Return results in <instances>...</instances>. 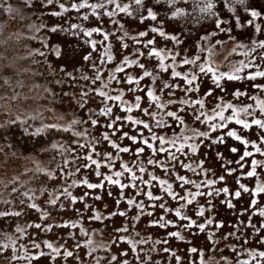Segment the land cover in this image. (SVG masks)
<instances>
[{
  "label": "snow or ice",
  "instance_id": "1",
  "mask_svg": "<svg viewBox=\"0 0 264 264\" xmlns=\"http://www.w3.org/2000/svg\"><path fill=\"white\" fill-rule=\"evenodd\" d=\"M19 2L20 7H13L7 3V0H0V10L8 13L13 19L20 20L30 19L25 15V11L39 12L37 19L40 23H30L28 25L30 29L35 32L43 29L51 33H65L72 37L81 35L87 37L84 43L90 46L91 51L82 57L84 61L92 60L93 52L99 53L97 57L99 65L95 61L91 65L94 75L79 77L83 81L90 80L91 85L99 82V87L89 86L85 90V85L81 84L78 98L77 94L71 97L79 109L86 110L85 117L74 116L67 126L48 124L31 133L24 128L25 134L28 135H39L45 129L52 128L64 132L71 131L73 136L78 138L73 143L76 147L85 150L82 156L77 154L76 159H82L85 163L77 166L75 171L65 172L64 168L70 163H75V160L65 159L63 168L57 165L59 177L64 179L74 177L83 168L97 178L96 182H91L87 177L73 179L71 184L47 192L48 199L44 203L66 210L64 204L60 202L63 197L71 205L83 204V209H74L78 216L83 217L84 211L87 210L91 212L88 217L90 221L101 223L111 221L113 217H123L131 222L133 230L142 217H148L150 219L147 220L146 227L165 230V235L161 239L152 241L153 245H165V247L162 250L153 247L150 251H162L168 254L170 259H174L176 264H181L182 257L167 246L169 240L175 239L191 245L192 240L188 237H199L201 234H205L206 240L213 249H216L220 242H224L225 248L236 257L235 264H250V261L261 264L264 261V203H261L259 198H264V159L256 157L257 155L264 157V82L257 81H264V39L253 36L245 43L238 40L233 32L235 29H240L243 34L244 30L252 25L255 34L264 36V27H262L264 10H258L249 3V0H95V2L19 0ZM82 10L87 11L81 14ZM241 10L245 15L240 14ZM72 12H75V17L71 15ZM46 16L58 17L60 22L49 27L45 20ZM258 18L261 23H256ZM74 19L89 24L94 23L95 26L73 22ZM209 22L212 25L210 32L207 31ZM201 30H205V34L198 35L197 43L194 45L198 52L189 56L186 41ZM94 34L101 39H93ZM220 34H225L227 40L216 38ZM110 37H114L115 42L119 43V49H116ZM36 38V36L29 37V39ZM126 41H131V44L136 46L129 55L124 54V50L130 48V44ZM229 41L234 45L231 52L246 49L243 52L246 59L230 63L228 71H220V66L213 59L216 55L215 49ZM44 47L58 58L66 56L72 59L75 55V49L69 55L59 46L51 47L44 44ZM231 52L224 57L225 61L229 60ZM29 54L39 55L47 61V54L43 51L33 50ZM117 54L122 57L119 61L116 60ZM142 57L147 63L141 62ZM153 60L155 63L152 62ZM34 63L40 62L34 61ZM112 63H115V67L109 71L107 79H104L103 66ZM133 66L141 72L137 75L129 74L126 69ZM186 66L191 67L186 71L177 70ZM48 67L55 74L57 69H54L51 63ZM58 71L63 72L70 80L77 79L63 66H60ZM120 73L124 74L122 78L117 76ZM206 80L210 81L211 86H206ZM4 82L10 83L7 80ZM113 82L129 86L127 92L132 94L131 102L125 98V89L111 87ZM235 82H242V87H235ZM55 83L63 86L65 79H58ZM16 84L18 87L24 86L22 81H17ZM69 87L76 85L73 83ZM229 88L235 90L230 92ZM243 89H254L257 94ZM43 90L53 98L57 95L48 88ZM177 90L183 95L177 97L175 95ZM217 90L223 95L217 96ZM164 93L166 95H163ZM68 95L69 93L62 92V96ZM229 95L237 102L225 100ZM96 97L102 98L103 106L98 110L88 108L89 102ZM245 97L251 102L245 103V100L241 99ZM18 98L27 99L26 96L21 97L20 93L15 92L7 97L10 101H16ZM208 98L216 101L210 110L206 107ZM2 99L5 97L0 96V100ZM142 101L147 102L148 107H144ZM173 105H177L175 110L171 109ZM114 108L119 111H115ZM136 111L141 114L139 117L131 115ZM226 112L229 114L225 115ZM101 117L105 118L103 123L100 121ZM143 117H148V120ZM189 117L193 125H205L206 130L190 126L187 123ZM17 122L25 123L20 116H17L14 120L0 123V129L7 130L8 126ZM89 123L92 128L99 126L105 130L99 137H91L88 128L82 131L73 130L76 125ZM177 128H179L178 133ZM214 133L216 135H213ZM4 139L6 140L7 137L5 136ZM80 139L85 142L80 143ZM229 139L237 142L238 146L229 144ZM125 140L129 144L122 146ZM102 143H107L115 154L98 151L96 146ZM221 145L227 152L233 154V158H227L219 150ZM52 147L55 148L57 145L54 144ZM60 147L66 152L76 151L75 148H65L63 145ZM201 147L209 150L204 153V158L189 162L190 157L196 156ZM209 152L214 154V162H219V174L214 167H205ZM122 153L130 154L134 159L124 162L120 155ZM145 165L160 169L168 178H161L153 171H149ZM102 168H106L107 172L101 171ZM180 169L202 178L190 179L186 175H181ZM37 171L43 173L49 180L58 178L53 171L39 167ZM245 180L248 183H245ZM141 185L144 187L141 188ZM80 186L86 190L80 196L73 195L70 189ZM113 188L118 191L114 193ZM126 189H135V195H129ZM152 189H156L160 194L154 193ZM16 191L17 189L13 187L12 192ZM34 191L29 189L23 193V196L27 197L28 201H35L38 197L29 194ZM46 191L47 189H40L41 194ZM105 194L114 201V210L102 212L88 203L89 199L93 202H104ZM140 196L145 199H137ZM201 197L204 198V203H200L198 198ZM170 201L174 202L175 206ZM0 202L6 205L13 203L4 199H0ZM122 203L127 205L126 209L120 208ZM19 204L17 210L8 208L0 210V218L21 217L25 214V208L40 213L39 220L42 222L51 217L50 211L35 202H26L22 199ZM103 206L104 209L108 208L107 203ZM132 209H135V215L129 216L128 212ZM156 209L160 212L157 213ZM225 210L235 218L234 222L218 218ZM169 216L175 219H168ZM245 216L246 220L241 218ZM107 227L108 224H104V228ZM225 227L232 230L220 232ZM28 228H35L44 233L52 232L54 228L79 229V235L85 237V240L82 242L77 240L74 248L88 249L86 253L88 256H92L97 248L107 251L113 245L127 244L128 250H122L119 255H111L108 264H129L128 259H121L128 256L129 250L135 254L137 264H146L151 260L147 254L141 259L140 253L144 252V249L137 248L138 245L148 243L151 237L145 239L139 232H134L135 237H140L135 239L127 223L121 227H113L112 231L115 235L109 242L97 243L93 239L97 230L90 233L80 226L79 221L25 222L23 227L16 224L14 230L19 234L17 239L22 240L30 236V248L20 244L19 249L23 254L18 256L13 247V256L10 260L22 259L28 261V264L33 262L55 264L58 258L65 261L74 258L78 264H83L81 257L69 250L66 244H54L47 239L37 241L36 234L28 233ZM169 228L176 230L168 231ZM0 235L5 233L0 231ZM69 235L70 238L75 239L72 234ZM8 239L15 246L16 240H12L11 236ZM229 241L235 242L229 243ZM253 244L256 246H251ZM8 247L7 244H0V248ZM185 251L190 256L198 254L199 264H206L202 249L190 246ZM242 253L247 255V259H240ZM93 258L96 264H100L102 258ZM221 259L224 264H232L227 256H222ZM188 264H197V260L192 259Z\"/></svg>",
  "mask_w": 264,
  "mask_h": 264
},
{
  "label": "rangeland",
  "instance_id": "2",
  "mask_svg": "<svg viewBox=\"0 0 264 264\" xmlns=\"http://www.w3.org/2000/svg\"><path fill=\"white\" fill-rule=\"evenodd\" d=\"M90 2H95V0H90ZM8 4H11L13 7H20L19 0H7ZM249 3L256 7L258 10H264V0H249ZM220 5L218 4V7ZM87 10H82L81 14H84ZM242 16L245 15L242 10L240 13ZM25 15L29 16L30 19L20 20L18 18L13 19L8 13L0 10V96H4L5 99L0 100V123H4L9 120L16 119L17 116H20L22 120L25 121L24 124L17 122L14 125L8 126L7 130L0 129V199L13 201L12 204H4L0 202V210H4L8 208L10 210H17L20 207L19 201L25 200L26 202H35L40 207L47 209L51 212V217L46 221H40L39 215L40 213L35 210H30L25 208L24 215L21 217H9V218H0V231L5 233V235H0V244L9 245L8 248H0V264H28V261L22 259L10 260L13 256V247H15L16 255H22L23 252L19 249L20 244H24L30 248L29 240L30 236L25 237L22 240H18V233L15 232L16 224H20L22 227L25 225V222H36V223H61L63 221H79L80 226L85 228V230L92 233L94 230L96 234L93 235V239L97 243H107L110 241L111 237L115 235L112 229L113 227H121L125 223L128 224L130 233L139 232L142 237L147 239L149 236L151 240L148 243L143 245H138L137 248L144 249V252L140 253L141 259L145 258V254L151 257L150 261H147L146 264H176L174 259H170L168 254L163 253L162 251L154 252L150 251L153 247L157 249H161L165 247V245H153L152 241L156 239H161L165 235V230L155 228V227H146L147 220L150 219L148 217H142L141 220L137 223L136 228L133 230L131 227V222L126 220L123 217H113L111 221H104L103 223L99 221H90L88 217L91 215L90 211L85 210L83 213V217L78 216L74 209H83L82 203H77L75 205H71L68 200L61 198V201L66 210H60L59 208H55L49 205H46L44 202L48 199L47 192H53L57 188L61 186H67L71 184L73 179H81L83 177H87L91 182H96L97 178L94 174H92L89 170L81 169L80 173H77L74 177H68L64 179L59 177V173L57 171V165L59 164L63 168V162L65 159L70 161L75 160V163H70L67 168L63 170L65 172L75 171L76 167L85 163L82 159H76L77 154L83 155L84 149H80L76 147L73 141L78 138L73 136L72 132H64L61 130H57L55 128L45 129L39 135H28L25 134L24 128L28 129V132H35L37 128H43L44 125L48 124H59L62 127L67 126L70 121L75 117H85L86 110L79 109L78 105L72 100V95L80 92L79 85H85V90L87 87H99V82L96 85H91V81H83L80 80L79 77L81 75L93 76L92 63L95 61L99 65V60L97 59L99 53H92V60L84 61L83 56L87 55L91 48L89 45L85 44L84 41L88 39L87 37L78 36L72 37L65 33H51L46 30H40L39 32H35L28 27L30 23L39 24L40 21L37 17L40 15L39 12H28L25 11ZM68 15V14H66ZM71 15L75 17V12H72ZM231 15V14H228ZM49 27L53 26L56 23H59L60 20L58 17H45ZM73 22L84 23L87 26H95L93 24H89L88 22H83L79 20H73ZM256 23H261L258 18ZM111 27V25H108ZM264 27V24H262ZM207 31H212V25L209 22ZM205 34V30H201L198 34L194 33L192 37L188 38L186 41V46L189 48L188 55L193 56L197 54L198 49L194 47L197 43L198 35ZM233 35L240 41L247 43L253 36L258 39H264V36H260L259 34L254 33V26L249 25L241 34L240 29H235ZM31 36H36V39H29ZM93 39H101V37L94 34ZM222 40H227V36L225 34H220L218 37ZM215 39V38H214ZM115 43L116 49H119V43L115 42L114 37H110ZM130 44V48L124 50L125 55H129L135 45L131 44V41H126ZM214 43V40H213ZM44 44H48L51 47L59 46L66 54H71L72 50L75 49V55L72 59H68L66 56L64 57H56L54 53H49V49L44 47ZM171 47V45H169ZM234 47L232 42H228L223 46H217L215 49L216 55L213 57L215 63L220 66V71H228V65L230 63H237L240 60H245L246 57L243 55V52L246 49H237L236 52H231V49ZM33 50H40L47 54V61H45L44 57L39 55H30L29 53ZM102 50V49H101ZM229 56V60L225 61L224 57ZM207 55V53H205ZM122 57L117 54L116 60L119 61ZM141 62L147 63L145 58H140ZM34 61H39L40 63H34ZM155 63V60L152 61ZM51 63L54 69H57L55 74H53L48 64ZM63 66L66 68L67 72L73 74L77 79L75 81L70 80L65 76L63 72L58 71L59 67ZM115 67V63L105 64L103 66V78L107 79L109 71H111ZM191 66H186L183 69L178 68V71L188 70ZM129 74L137 75L141 72L140 69L133 66L130 69H126ZM35 73V74H34ZM124 74H117L118 77H123ZM64 78L65 83L63 86L56 84L55 81L58 79ZM7 80L10 83L6 84L4 81ZM22 81L23 87H18L16 82ZM172 82V81H170ZM257 82H264L262 80H258ZM75 84L76 87H69L70 84ZM147 83V81H145ZM182 83V82H181ZM39 86V87H35ZM206 86H211L210 81L206 80ZM112 88H123L125 89V98L131 102L132 94L127 92V88L129 87L126 84H116L113 82L111 85ZM235 87H242V82H235ZM48 88L51 91H54L57 95L53 98L48 92H45L43 89ZM235 88H229V91H234ZM245 91H249L252 94H257L254 89H243ZM107 91V89H106ZM13 92L20 93L21 97H27V99L18 98L16 101H10L7 99L9 95ZM62 92L69 93L68 96H62ZM110 94H116L114 92H110ZM139 94V93H137ZM203 94V90L201 95ZM94 95V94H93ZM163 95H166L164 93ZM177 97L183 95L179 90L176 91L175 94ZM195 96V94H192ZM217 96L223 95L218 90L216 92ZM33 97H38V99H33ZM100 97H96L94 100H91L87 105L88 108L98 110L99 107H102ZM245 100V103H250L251 101L247 100V98H241ZM225 100L232 101L236 103L232 96H226ZM110 104L112 102H109ZM216 101L213 98H208L206 102V107L210 110L214 107ZM142 105L144 107H148V103L142 101ZM177 105L171 106L172 110H175ZM115 111H119L115 109ZM229 113L226 112L225 115ZM131 115L139 117L141 114L136 111L131 113ZM183 115V114H182ZM146 121L148 117H143ZM105 120L104 117L100 118L101 123ZM187 123L190 126H194L199 128L200 130H206L205 125L200 124H192L191 118H187ZM84 128L90 129L91 137H99L101 132L105 129L102 127L92 128L89 124H81L76 125L74 127V131H82ZM125 130H128L125 128ZM157 131H159L157 129ZM177 133L179 132V128L176 129ZM171 134V133H169ZM213 135H216L214 133ZM7 137L5 140L4 137ZM255 138V137H253ZM115 139V138H113ZM80 143H84L83 139L79 140ZM229 144L237 145V142L229 139ZM57 145V147L53 148L52 145ZM129 142L127 140L122 142V146L128 145ZM61 145L65 148L71 147L75 148L76 151L66 152L61 149ZM238 146V145H237ZM97 150L101 153L104 152H112L115 154V151L111 149V147L107 143H102L96 146ZM242 147V146H241ZM227 158H233V154L227 152L223 145L220 146L219 149ZM209 150L205 147H201L196 156L190 157V161H196L198 159L204 158V153ZM121 158L124 162H130L134 159L130 154H120ZM99 159V157H96ZM257 159H264V157H260L257 155ZM149 171H153L154 174L159 175L161 178L167 179L168 177L164 174L160 169H154L152 166L145 165ZM43 168L49 171H53L54 174L57 175V179L49 180L43 173L37 171V169ZM116 167H119L117 163ZM205 167H214L217 170V174H219V162H214V154L209 152V159L206 160ZM101 171L107 172L106 168H102ZM179 173L181 175H186L190 179L199 180L202 177L194 175L191 172H187L185 170L180 169ZM147 179V176H145ZM127 182V181H126ZM248 183L247 180L244 181ZM229 183L231 184V178H229ZM15 187L17 189L16 192H12V188ZM144 186L141 185V188ZM176 185L174 184V188ZM190 187V186H189ZM44 188L47 191L41 194L40 189ZM29 189L35 190L34 192H30V195H35L38 197L35 201H28L27 197L23 196V193L28 191ZM86 189L82 186L71 188L73 195L80 196ZM113 192H117L116 188L112 189ZM154 193L160 194L156 189H152ZM193 191L195 189H192ZM135 189H126V192L129 195H135ZM177 191L179 189L177 188ZM137 199H145V197L140 196ZM200 203H204V198H198ZM261 203H264V198H259ZM59 203V202H58ZM90 205H93L95 208L99 209L102 212H110L114 210V201L107 197L105 194L104 202L92 200H88ZM104 203L108 204V208L104 209ZM150 203V202H149ZM170 203L175 206L174 202ZM218 203V201H217ZM120 208L126 209L127 205L122 203ZM151 210V209H149ZM157 213L160 212L159 209L155 210ZM191 215V211H189ZM129 216L135 215V209H132L128 212ZM219 219H224L227 221L234 222L235 218L228 213L227 210L220 213ZM242 219H247V217H241ZM168 219H175L172 216H169ZM254 220L256 217L253 218ZM104 224H108L107 228H104ZM176 230L173 228H169L168 231ZM232 229L229 227H225L221 229L220 232H228ZM28 233H35L37 241H43L44 239L53 242L54 244H66L69 250L74 251L76 255H79L83 260V264H96V258L100 259V264H108V261L111 255L119 253L122 250H128V245L125 243H120L118 246L113 245L109 250L105 251L103 248H97L96 251L92 254V256L86 255L88 249L81 248L75 249L74 245L77 240L84 241L85 237L79 235V229H69V228H54L52 232L44 233L40 232L35 228H28ZM75 237V239L70 238V235ZM11 236L12 240H16L15 246L12 245V241L8 239ZM62 237V239L60 238ZM135 239H140V237H135ZM192 240V244L189 245L187 243H183L177 241L175 239H170L168 247L172 248L177 252L178 255L182 257L181 264H188V262L192 259L197 260V264H199V256L198 254H192L191 256L187 254L185 251L190 246H196L203 250L204 252V261L206 264H224V261L221 259L222 256H227L229 260L232 261V264H235L236 257L233 256L231 251L228 248H225V243L220 242L216 249L212 248V245L206 240L205 234H201L199 237H188ZM235 241H229V243H234ZM255 247L256 245H251ZM223 249V251H220ZM48 251L47 249H44ZM121 259H128L129 264H137L135 260V254L130 250L128 251L127 257H121ZM240 259H247L246 254H241ZM35 264V262H33ZM55 264H78L74 258H68L66 261L58 258ZM250 264H254V262L250 261ZM264 264V261L261 262Z\"/></svg>",
  "mask_w": 264,
  "mask_h": 264
}]
</instances>
